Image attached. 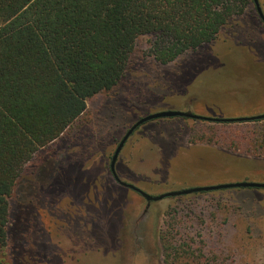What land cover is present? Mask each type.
I'll list each match as a JSON object with an SVG mask.
<instances>
[{"label":"rangeland","instance_id":"rangeland-1","mask_svg":"<svg viewBox=\"0 0 264 264\" xmlns=\"http://www.w3.org/2000/svg\"><path fill=\"white\" fill-rule=\"evenodd\" d=\"M257 1L264 16V0ZM149 41L136 42L130 72L112 91L89 99L74 131L54 144L35 193L28 180L39 153L26 165L10 199L7 264H167L161 232L179 255L174 264L182 255L192 264H264V189L193 193L147 205L109 169L126 131L147 115L264 114V25L254 4L212 44L168 65L146 57ZM114 171L149 196L264 183V120L148 121L125 142Z\"/></svg>","mask_w":264,"mask_h":264},{"label":"trees","instance_id":"trees-1","mask_svg":"<svg viewBox=\"0 0 264 264\" xmlns=\"http://www.w3.org/2000/svg\"><path fill=\"white\" fill-rule=\"evenodd\" d=\"M250 4L0 0V264H7L2 254L13 231L10 199L26 165L39 153L28 180L35 193L52 164L49 151L74 131L89 99L112 91L130 72L136 42L149 37L146 57L168 65L212 44ZM161 242L165 262L174 264L179 255L165 232Z\"/></svg>","mask_w":264,"mask_h":264},{"label":"water","instance_id":"water-1","mask_svg":"<svg viewBox=\"0 0 264 264\" xmlns=\"http://www.w3.org/2000/svg\"><path fill=\"white\" fill-rule=\"evenodd\" d=\"M255 9L257 11V14L262 21L264 25V16L262 14V11L259 7L258 1L253 0ZM172 117H182L186 119H192V120H201V121H206V122H211V123H241V122H252V121H257V120H264V114L262 115H256L252 117H246V118H236V119H217V118H209V117H202L198 116L195 114H192L190 112H183V111H174V110H167V111H161L158 113L150 114L145 117L140 118L137 120L124 134L120 142L118 143L116 149L114 150V153L111 157L110 160V165L109 169L110 172L115 180L116 183L119 185L128 188L135 193L139 194L145 201L146 204L149 205L152 202H157L165 198L169 197H176V196H182V195H188V194H193V193H202V192H210V191H217V190H225V189H235V188H258V189H264V183H250V182H240V183H233V184H226V185H219V186H210V187H199V188H192V189H186V190H181V191H174V192H169L165 194H161L158 196H149L146 193L142 192L140 189L137 187L123 183L121 182L114 171V165L116 162V159L125 144V142L128 140V138L133 134V132L142 124L155 120V119H160V118H172Z\"/></svg>","mask_w":264,"mask_h":264}]
</instances>
